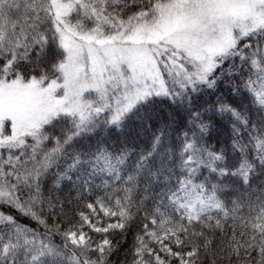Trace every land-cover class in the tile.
Listing matches in <instances>:
<instances>
[{
  "label": "snow or ice",
  "instance_id": "snow-or-ice-1",
  "mask_svg": "<svg viewBox=\"0 0 264 264\" xmlns=\"http://www.w3.org/2000/svg\"><path fill=\"white\" fill-rule=\"evenodd\" d=\"M0 264H264V0H0Z\"/></svg>",
  "mask_w": 264,
  "mask_h": 264
},
{
  "label": "trees",
  "instance_id": "trees-1",
  "mask_svg": "<svg viewBox=\"0 0 264 264\" xmlns=\"http://www.w3.org/2000/svg\"><path fill=\"white\" fill-rule=\"evenodd\" d=\"M211 99L214 101L216 99V97H211ZM239 101V98H237V101ZM201 103H203V101H201ZM223 125L220 128L214 129L213 133H212V138H211V143L213 145H216L217 143H219L221 146L223 145L225 139L227 138V132H225L223 130ZM150 135V131L148 132H141V137L139 140L136 141H132L129 140V144H137L139 145V147H143V143H141L142 140H147V137ZM121 139H123V137H121ZM131 162V161H130ZM207 174V173H205ZM62 198H70L68 196V190H65V193L63 194ZM2 210L4 212H11L13 215H16L18 219L22 220V222L24 223H30V221L24 219L23 217H21L19 215V213H16L14 210L8 209L7 207L2 208Z\"/></svg>",
  "mask_w": 264,
  "mask_h": 264
}]
</instances>
